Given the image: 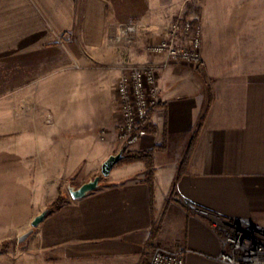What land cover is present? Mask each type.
<instances>
[{
	"label": "crops",
	"instance_id": "1",
	"mask_svg": "<svg viewBox=\"0 0 264 264\" xmlns=\"http://www.w3.org/2000/svg\"><path fill=\"white\" fill-rule=\"evenodd\" d=\"M177 17L199 29L202 65L170 62L148 114L156 133L121 144L115 85L128 65L160 63L148 48ZM129 24L134 40L115 41ZM159 145L152 190L133 163L69 196L122 148ZM59 196L26 264H147L156 245L223 264L215 219L264 228V0H0V244Z\"/></svg>",
	"mask_w": 264,
	"mask_h": 264
},
{
	"label": "built area",
	"instance_id": "2",
	"mask_svg": "<svg viewBox=\"0 0 264 264\" xmlns=\"http://www.w3.org/2000/svg\"><path fill=\"white\" fill-rule=\"evenodd\" d=\"M136 33V25H122L113 39L132 42ZM201 45L200 31L193 20L177 17L164 30L162 39L148 48L152 55L161 58L158 65H128L125 68L114 88L118 98V130L122 140H129L132 136L142 139L147 135L142 124L149 112L161 102L159 73L170 62L199 68L202 65ZM213 224L223 235V252L217 261L223 264H264V228L242 220L215 219ZM148 264H185V252L156 245Z\"/></svg>",
	"mask_w": 264,
	"mask_h": 264
},
{
	"label": "trees",
	"instance_id": "3",
	"mask_svg": "<svg viewBox=\"0 0 264 264\" xmlns=\"http://www.w3.org/2000/svg\"><path fill=\"white\" fill-rule=\"evenodd\" d=\"M203 121H204V116L200 119V122L195 129L191 144H189V147L187 150L188 154H190L191 150L193 149L197 141ZM142 127L145 130L147 135H154L156 133L154 126H152L148 122V117H147V120L143 122ZM133 140H135V136H132L131 141ZM162 150H164V146L162 145H159L152 150L142 151V152H125L124 148H122L123 158L117 165L124 166V165L133 164V163H142L144 165L145 182L150 186L152 190L153 181H154V173H155L154 155L155 153L160 152ZM64 200L65 199L62 196H59L58 199L49 207L48 212H53V211L58 210L65 202ZM157 233H158V227H155V230L153 231V234L151 236V240L155 238Z\"/></svg>",
	"mask_w": 264,
	"mask_h": 264
},
{
	"label": "water",
	"instance_id": "4",
	"mask_svg": "<svg viewBox=\"0 0 264 264\" xmlns=\"http://www.w3.org/2000/svg\"><path fill=\"white\" fill-rule=\"evenodd\" d=\"M123 158V154L122 151H120L117 154H113L111 156H109L101 165L100 168V175L96 176L93 180H90L88 182H86L85 184H83L81 187H79L78 189L74 188L73 186H68V193L69 196L74 199H82L84 198L88 193L96 190L98 188L99 185V181L101 177H108L109 174L111 173L112 169L122 160ZM48 211L45 210L43 211L40 215L36 216L32 223H31V227L32 229L25 235H23L20 239L19 242H23L25 241L33 232V229H35L36 227L39 226V224H41V222L44 220V218L46 217Z\"/></svg>",
	"mask_w": 264,
	"mask_h": 264
},
{
	"label": "rangeland",
	"instance_id": "5",
	"mask_svg": "<svg viewBox=\"0 0 264 264\" xmlns=\"http://www.w3.org/2000/svg\"><path fill=\"white\" fill-rule=\"evenodd\" d=\"M3 72H9V69H4ZM51 80H52V77L48 76L47 81H51ZM2 91H3V95L8 94L10 92V86L9 85L3 86ZM101 136H104V134L101 133ZM117 139L119 143L127 144L128 142L131 141L132 138L126 141L122 140L120 130H117ZM117 166L118 165H116L115 168H117ZM63 198L65 199L64 201H66L68 197H63ZM26 242L27 240L23 242L18 241V243L16 241H7L3 244H0V264H26V257H27L25 255L26 247H27ZM148 261L149 260L147 259V262H146L147 264H148Z\"/></svg>",
	"mask_w": 264,
	"mask_h": 264
}]
</instances>
